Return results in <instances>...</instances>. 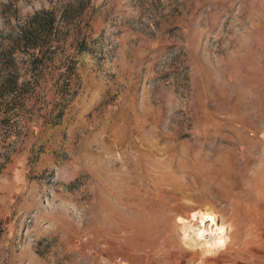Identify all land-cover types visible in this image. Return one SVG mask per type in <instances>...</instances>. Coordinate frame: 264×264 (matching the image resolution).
Returning <instances> with one entry per match:
<instances>
[{"label":"rangeland","instance_id":"1","mask_svg":"<svg viewBox=\"0 0 264 264\" xmlns=\"http://www.w3.org/2000/svg\"><path fill=\"white\" fill-rule=\"evenodd\" d=\"M9 3L76 0L0 33ZM83 8L0 132V264H264V0ZM209 216L207 253L177 221Z\"/></svg>","mask_w":264,"mask_h":264},{"label":"trees","instance_id":"2","mask_svg":"<svg viewBox=\"0 0 264 264\" xmlns=\"http://www.w3.org/2000/svg\"><path fill=\"white\" fill-rule=\"evenodd\" d=\"M83 2L76 0L75 6L66 5L60 15L53 9H41L24 18L7 15L11 3L2 6L5 29L0 33V132L4 136L14 130L16 119L24 111V102L57 56L59 42L67 35L60 25L73 24L84 11ZM78 50H86V45L80 42ZM63 63L64 72L60 76H65L66 83L61 86L60 97L68 94L74 70L71 60Z\"/></svg>","mask_w":264,"mask_h":264},{"label":"bare ground","instance_id":"3","mask_svg":"<svg viewBox=\"0 0 264 264\" xmlns=\"http://www.w3.org/2000/svg\"><path fill=\"white\" fill-rule=\"evenodd\" d=\"M178 224L181 226L180 232L184 241H191L201 246L207 253L213 252L216 245L219 244L220 248L223 243L228 242L227 231L224 230L223 226L218 224L216 217L209 216L203 217L196 223H192L187 220L178 219ZM223 232L225 233L223 235ZM222 236V237H221ZM210 237V239H208ZM221 237V241H218Z\"/></svg>","mask_w":264,"mask_h":264},{"label":"clouds","instance_id":"4","mask_svg":"<svg viewBox=\"0 0 264 264\" xmlns=\"http://www.w3.org/2000/svg\"><path fill=\"white\" fill-rule=\"evenodd\" d=\"M37 7H39V5H37Z\"/></svg>","mask_w":264,"mask_h":264}]
</instances>
